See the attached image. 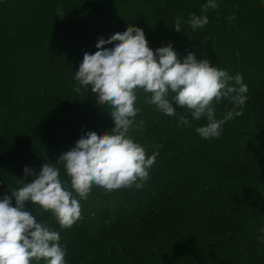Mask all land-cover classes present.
<instances>
[{
    "label": "trees",
    "instance_id": "trees-1",
    "mask_svg": "<svg viewBox=\"0 0 264 264\" xmlns=\"http://www.w3.org/2000/svg\"><path fill=\"white\" fill-rule=\"evenodd\" d=\"M215 2L208 24L192 29L208 0H0V197L22 186L25 166L38 173L88 131L114 127L90 86L75 91V71L100 37L137 26L153 51L171 43L181 61L195 52L249 89L242 115L209 139L195 131L206 118L179 125L184 109L165 115L138 89L143 126L129 135L159 153L143 187L73 192L81 218L71 228L25 202L59 232L66 264H264V0ZM215 107L221 119L233 104Z\"/></svg>",
    "mask_w": 264,
    "mask_h": 264
},
{
    "label": "clouds",
    "instance_id": "clouds-1",
    "mask_svg": "<svg viewBox=\"0 0 264 264\" xmlns=\"http://www.w3.org/2000/svg\"><path fill=\"white\" fill-rule=\"evenodd\" d=\"M217 7L215 0H208L202 15L191 14V28L208 24V9ZM174 29L181 31L179 18ZM113 42V47H105ZM96 48L94 54L84 53L75 71L79 82L75 91L90 86L97 94V103L111 109L114 127L103 134L88 131L55 163L45 162L38 173L25 166L24 179H18L22 186L0 197V264H32L34 260L66 264V248L59 243V232L51 230L46 221L38 222L25 202L38 205V212H51L61 228H71L81 218L80 203L73 192L86 199L93 186L106 192L143 187L159 153L147 155L144 146L129 135L134 126H143V121L135 122L140 111L136 107L138 89L150 93L145 103L155 105L165 115L175 116L177 106L184 109L179 125L191 126L189 114L195 121L206 118L207 123L195 129L205 139L218 138L226 121L242 115L249 90L243 76L238 73L233 77L208 58L198 59L195 52L181 61L171 43L153 51L143 29L131 24L108 39L100 37ZM225 99L233 107L217 119L215 106ZM61 169L68 180H61ZM29 176L35 178L29 182Z\"/></svg>",
    "mask_w": 264,
    "mask_h": 264
}]
</instances>
